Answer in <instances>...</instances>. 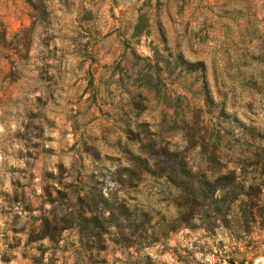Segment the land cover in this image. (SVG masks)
Returning <instances> with one entry per match:
<instances>
[{"label": "rangeland", "instance_id": "1", "mask_svg": "<svg viewBox=\"0 0 264 264\" xmlns=\"http://www.w3.org/2000/svg\"><path fill=\"white\" fill-rule=\"evenodd\" d=\"M258 262L264 0H0V264Z\"/></svg>", "mask_w": 264, "mask_h": 264}, {"label": "trees", "instance_id": "2", "mask_svg": "<svg viewBox=\"0 0 264 264\" xmlns=\"http://www.w3.org/2000/svg\"><path fill=\"white\" fill-rule=\"evenodd\" d=\"M229 172H234V171L233 170H230ZM74 214H75L74 212H69V216H72ZM77 216H79V215L77 214Z\"/></svg>", "mask_w": 264, "mask_h": 264}, {"label": "bare ground", "instance_id": "3", "mask_svg": "<svg viewBox=\"0 0 264 264\" xmlns=\"http://www.w3.org/2000/svg\"><path fill=\"white\" fill-rule=\"evenodd\" d=\"M257 264H259V262Z\"/></svg>", "mask_w": 264, "mask_h": 264}]
</instances>
